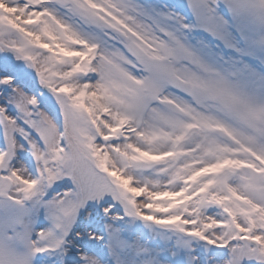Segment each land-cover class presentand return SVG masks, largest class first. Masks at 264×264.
Instances as JSON below:
<instances>
[{"label":"snow or ice","instance_id":"1","mask_svg":"<svg viewBox=\"0 0 264 264\" xmlns=\"http://www.w3.org/2000/svg\"><path fill=\"white\" fill-rule=\"evenodd\" d=\"M0 264H264V0H0Z\"/></svg>","mask_w":264,"mask_h":264},{"label":"rangeland","instance_id":"2","mask_svg":"<svg viewBox=\"0 0 264 264\" xmlns=\"http://www.w3.org/2000/svg\"><path fill=\"white\" fill-rule=\"evenodd\" d=\"M160 1V0H159ZM170 3H175L176 0H168ZM144 239L147 240L149 237L147 235H144Z\"/></svg>","mask_w":264,"mask_h":264},{"label":"bare ground","instance_id":"3","mask_svg":"<svg viewBox=\"0 0 264 264\" xmlns=\"http://www.w3.org/2000/svg\"><path fill=\"white\" fill-rule=\"evenodd\" d=\"M158 2H161V3H162V2H164V1H161V0L159 1V0H158Z\"/></svg>","mask_w":264,"mask_h":264}]
</instances>
